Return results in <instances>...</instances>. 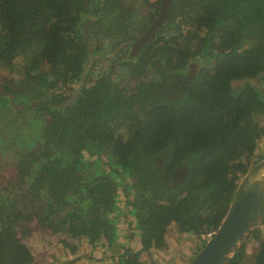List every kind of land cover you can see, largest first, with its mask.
Here are the masks:
<instances>
[{
  "label": "trees",
  "instance_id": "1",
  "mask_svg": "<svg viewBox=\"0 0 264 264\" xmlns=\"http://www.w3.org/2000/svg\"><path fill=\"white\" fill-rule=\"evenodd\" d=\"M84 12L82 0H0V67L26 57L22 78L2 80L0 95L15 96L26 88L41 87L53 93L41 106L49 116L39 148L43 153L67 142L68 153L77 158L91 140L112 143L118 165L124 172L137 173L133 177L139 192L127 204L137 218L140 249L129 250L125 259L126 249L119 244L115 225L99 218L113 211L117 185L112 176L83 184L75 160L64 167H42L36 184L43 189L47 206L39 218L53 231L65 225L66 217L79 220L77 226L69 225L70 236L84 235L90 245L102 237L108 246L122 249L112 264H143L141 253L166 247L165 236L172 224L177 233L196 234L199 239L216 231L239 181L264 159L257 153L264 138L259 118L264 116V0H175L172 17L180 22L178 35L166 42H177L170 52L163 50L177 56L170 66L179 68L195 56H207L214 65L186 87V101L171 106L154 103L143 110L144 118L137 125L131 121L138 95L124 96L110 89L109 76L82 89L64 115L49 108L59 101L63 88L81 77L88 54L86 43L80 41L87 32L80 25L88 21L82 19ZM76 45L80 48L74 51ZM238 82L242 84L234 88ZM102 107L107 112L104 117L97 115ZM120 129L127 134L124 144ZM122 145H126L123 156ZM133 155L136 163H132ZM146 188L150 198L142 196L143 203H136L135 197ZM68 209L78 213L67 215ZM91 215L88 224L80 220ZM1 216L0 264H32L29 247L14 229V213ZM132 239V235L127 238ZM251 240L258 242L253 264H264V223L230 264H238ZM200 242L201 246L206 243ZM63 246L75 255L76 246L67 242Z\"/></svg>",
  "mask_w": 264,
  "mask_h": 264
},
{
  "label": "flooded vegetation",
  "instance_id": "2",
  "mask_svg": "<svg viewBox=\"0 0 264 264\" xmlns=\"http://www.w3.org/2000/svg\"><path fill=\"white\" fill-rule=\"evenodd\" d=\"M174 1L175 0H173V3ZM82 4L85 11L82 19L86 17L88 21L86 24H84V21V25H80L88 32L91 48H85L88 54L86 56L85 53L86 58L84 57L83 70L80 72L81 77L73 80L72 86L69 85L58 93L61 95H59V101L56 104L49 105L50 109L60 111L62 115H64L66 108L76 103L82 89H90L97 82L109 76L110 89H116L124 96L138 95V101L134 108V117L131 121L132 124L137 125L138 121L144 118L145 113H143V110L145 109L146 111L154 103L165 102L168 106H171L186 101V87L198 79L203 69L210 70L214 65V61L207 56H200L198 58L195 56L193 58H188L187 63L183 66L179 64L178 60V64L180 65L179 68H172L170 66L177 56H175V54H164L165 52H163V50L166 47V52H170L173 48L171 45L175 46L177 42V40L176 42H166L170 36L175 37L178 35L177 30L180 22L178 19L172 17L173 8L168 18L155 26L153 38L139 51L136 50V47H134L135 42L146 34L148 29L156 22L161 11L162 0H82ZM143 11H146V13L143 14ZM96 27L101 31L105 29V32L101 34L97 31L98 29ZM80 41H82L81 35ZM79 48L80 45H76L74 51ZM101 62L108 63V65L100 67L99 63ZM177 71H183V74L178 76ZM117 74L121 75L120 77H122L121 79L124 78V81L132 82L134 84L133 89L130 90L118 82L117 78L119 76H117ZM178 85L181 86V91L178 90ZM52 94L51 91H43L42 87L34 89L26 88L15 96L0 95L2 96L0 97V104L6 101V98H3V96L8 97L10 101L17 105L16 107L22 108V110H17L21 117L24 118L27 116V113H30L31 115L27 120H39L40 123L43 124V132V127L47 125L49 116L41 110V106L43 103L49 102V96ZM74 95L75 98L73 102L64 106ZM106 114L105 107H102V110L97 113L98 116L102 117L106 116ZM118 134L121 135L124 144L127 140V134H124V129H120ZM37 145V150H24L18 155L16 179L22 181L23 192H25L26 197L30 201H36L38 198L42 199V201L44 200L42 205L37 206L36 212L37 222L40 223L45 230L60 236L66 235L69 240L76 242L81 240L86 241L87 239L84 235L72 237L68 232L69 225L77 226L80 223L79 220L70 221V219L66 217L65 225L62 226L59 231H53L47 228L43 224V220L39 218V215H43V206L44 209H46L47 206L45 205L46 198L43 194V189H40L36 184L42 167L45 165L53 166L54 168L64 167L72 165L75 160L77 177L83 184L91 185L96 183L99 177L112 176L113 181H115L117 185L113 211L104 218L100 216L99 218L101 220H107L106 222L113 221L117 231L116 235L118 239L122 240L118 233V227L121 224L120 221L126 220L127 216L130 215L134 219L133 233H135V235L137 234L140 238L141 232L137 228L136 215L133 214L132 208L127 204L130 196L125 194V191L128 190L134 197L135 191L138 190L139 192V189L136 187V178L133 177L137 173L133 171L130 173L124 172L125 170L118 165L116 161L117 157L115 156L117 149L113 150L112 143L91 140L82 148L80 156L77 158L75 157L76 159L71 157L68 153L69 145L67 142L59 144L58 147L55 146L52 151L43 153V151L39 149L42 145V133L40 141L38 140L36 142V146ZM124 149H126V145H122L121 147L122 156L124 154ZM133 157L135 161L132 163H136V155H133ZM118 175L124 176L121 178ZM163 177H165V180H169L166 175ZM121 184H124L127 190L126 188H122ZM169 188L170 186H167V189ZM173 188H175L174 185ZM147 192H149L148 188L145 189V192L137 195V197H135V199H137L136 203H143L145 197L150 198ZM133 197L131 200H133ZM2 198H4V201ZM13 208H16L13 198L7 193V190L1 191L0 214L12 215L14 213L13 218L15 225L19 217L16 214L18 212H7V209L12 210ZM123 208H126L124 214L122 212ZM70 213L76 214L78 210L68 209L67 215ZM1 215L0 223L4 220V217ZM93 216L94 215L81 216L80 220L88 224ZM61 217H63V215H61ZM171 227H175L174 224L168 228L170 229ZM127 238L128 237H126V239ZM100 241H105V239L100 237L98 242ZM126 241L128 242V240ZM59 242L63 245V242L67 241L62 239ZM98 242L96 241L94 244L96 245ZM102 244V255L103 250H105V253L101 261H106V263L102 264H112L114 261L116 262V256L122 252V249H116L115 246L110 247L106 242H102ZM122 247L126 249L125 259H127L131 246L129 247L127 244ZM106 250L110 251L111 254L106 253ZM112 255H114V258H111ZM93 258L89 259L92 264ZM76 259L77 258L72 262ZM97 259L98 258H96V260Z\"/></svg>",
  "mask_w": 264,
  "mask_h": 264
},
{
  "label": "rangeland",
  "instance_id": "3",
  "mask_svg": "<svg viewBox=\"0 0 264 264\" xmlns=\"http://www.w3.org/2000/svg\"><path fill=\"white\" fill-rule=\"evenodd\" d=\"M146 11H143L145 14ZM97 28V27H96ZM98 29V28H97ZM102 34V31L97 30ZM104 35V33H103ZM82 41L86 43L88 49L91 48V42L89 40L88 32L81 34ZM26 65V57L21 56L11 65H3L0 67V82L2 80H14L17 81L23 76V69ZM108 63H99L100 67L107 66ZM87 67V66H86ZM86 71V70H85ZM117 78L124 87L132 90L134 84L132 82L124 81L121 79V75ZM242 82H238L234 85V88H239ZM251 84L260 86L261 84L251 81ZM5 102L0 104V192L7 190V193L14 200L16 208L7 209L8 211H15L19 217L14 225L17 236L24 242L30 249L34 261L32 264H53L49 262V256L45 257L44 252L47 247L59 248L57 244L59 241L66 240L69 245H74L77 248L76 256L77 261L79 260L83 264H90L91 258L98 263V259L95 257L102 258V242L100 241L96 245H90L85 240L72 241L67 238L66 235L60 236L52 234L45 230L40 223L37 222V206L42 205L44 200L38 198L36 201H30L25 192H23V183L16 179V163L18 155L24 150H37L38 145L36 142L40 141L42 133V123L39 120H27L31 115L27 113L26 117H21L17 110H22L21 107H16L10 99L6 96ZM260 122L264 125V116L259 117ZM259 155H264V138L262 139L259 150ZM132 194L130 199H132ZM4 201V198H2ZM126 208H123V214ZM24 218V219H23ZM125 219V217H124ZM128 219V222H127ZM134 219L128 215L126 220L120 221L121 224L118 227L119 235L122 240L119 239L120 245L133 246L129 250L132 252L136 251V248L140 249V240L138 235L133 233ZM110 223H114L113 221ZM262 228V227H261ZM132 235V240L126 242V237ZM166 247L159 250H151L148 252L141 253L140 260L143 264H188L194 256L198 253L197 250L202 248L199 236L196 234H179L176 232L175 227L168 228L166 236ZM136 244V246H135ZM122 247V246H121ZM258 248V242L251 240L247 243L242 258H240L238 264H253L255 255ZM69 251V250H68ZM200 251V250H199ZM70 252V251H69ZM106 253L110 251L106 250ZM48 254V253H47ZM129 255V253H128ZM55 256V257H54ZM45 257L46 261H43ZM56 258V255L51 253L50 259ZM57 259V258H56ZM93 261V260H92ZM93 261V264L95 262Z\"/></svg>",
  "mask_w": 264,
  "mask_h": 264
},
{
  "label": "water",
  "instance_id": "4",
  "mask_svg": "<svg viewBox=\"0 0 264 264\" xmlns=\"http://www.w3.org/2000/svg\"><path fill=\"white\" fill-rule=\"evenodd\" d=\"M173 7V0H162L156 22L135 42L136 50L139 51L153 38L155 26L168 18ZM74 98L75 95L64 106L73 102ZM183 170L186 173L184 168ZM263 223L264 159L252 166L241 178L214 235L188 264H230L250 235Z\"/></svg>",
  "mask_w": 264,
  "mask_h": 264
},
{
  "label": "crops",
  "instance_id": "5",
  "mask_svg": "<svg viewBox=\"0 0 264 264\" xmlns=\"http://www.w3.org/2000/svg\"><path fill=\"white\" fill-rule=\"evenodd\" d=\"M57 246L59 248H55V249L51 248V247L46 248V251L44 252L43 256H45V257L49 256V259H48L49 262H53V264H64V263H67V264H83L79 260L77 261V259L74 262H72L75 258H79L78 256H76L77 251L75 252V255H71V253L68 251V249L65 248L60 242L57 244ZM72 246L74 247V245H72ZM131 248L133 249V246H131ZM138 249L139 248H136V250H138ZM51 253L56 255L57 259L56 258L50 259ZM104 253H105V250H103V255H104ZM45 257H43V261H46ZM99 257H95V259L98 258V260H99L98 263L96 261L95 264L106 263L105 260L101 261V258H99ZM90 264H92V263L90 262Z\"/></svg>",
  "mask_w": 264,
  "mask_h": 264
},
{
  "label": "built area",
  "instance_id": "6",
  "mask_svg": "<svg viewBox=\"0 0 264 264\" xmlns=\"http://www.w3.org/2000/svg\"><path fill=\"white\" fill-rule=\"evenodd\" d=\"M214 233H215V231H209V232H207V233L201 235V236H200V239H201L202 241L207 242V241H208V240L214 235Z\"/></svg>",
  "mask_w": 264,
  "mask_h": 264
}]
</instances>
